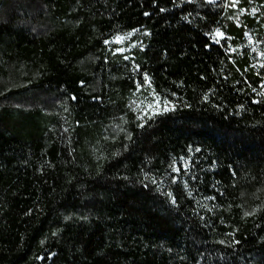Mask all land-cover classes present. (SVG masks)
Segmentation results:
<instances>
[{"label":"trees","instance_id":"obj_1","mask_svg":"<svg viewBox=\"0 0 264 264\" xmlns=\"http://www.w3.org/2000/svg\"><path fill=\"white\" fill-rule=\"evenodd\" d=\"M263 31L264 0H0V264H264Z\"/></svg>","mask_w":264,"mask_h":264},{"label":"rangeland","instance_id":"obj_2","mask_svg":"<svg viewBox=\"0 0 264 264\" xmlns=\"http://www.w3.org/2000/svg\"><path fill=\"white\" fill-rule=\"evenodd\" d=\"M233 1V0H232ZM217 32L222 35L217 36ZM137 31H130L123 34H116L107 40L109 46H114L115 52L123 55L125 59H131V48L133 47V37ZM213 42H223L224 34L221 30L216 29L212 33ZM244 50L250 54V63L264 72V31L257 36V38L247 40L243 45ZM135 89L130 95V103L136 110L139 117H149L154 114L164 112L173 107V102L159 96L155 93L152 85L147 77H142L141 80L134 81ZM183 161V168H185V160ZM195 200L199 206L212 209L215 203L210 201V198L203 193L195 195ZM212 205V206H211ZM216 208V207H215Z\"/></svg>","mask_w":264,"mask_h":264},{"label":"snow or ice","instance_id":"obj_3","mask_svg":"<svg viewBox=\"0 0 264 264\" xmlns=\"http://www.w3.org/2000/svg\"><path fill=\"white\" fill-rule=\"evenodd\" d=\"M217 36H219V35H222L221 33H219V32H217V34H216Z\"/></svg>","mask_w":264,"mask_h":264}]
</instances>
